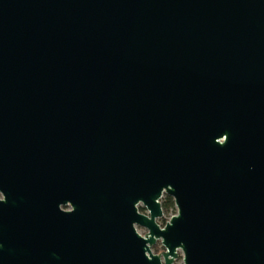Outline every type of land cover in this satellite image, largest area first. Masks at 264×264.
Here are the masks:
<instances>
[{
	"label": "water",
	"instance_id": "water-1",
	"mask_svg": "<svg viewBox=\"0 0 264 264\" xmlns=\"http://www.w3.org/2000/svg\"><path fill=\"white\" fill-rule=\"evenodd\" d=\"M0 167V264H264V0H0Z\"/></svg>",
	"mask_w": 264,
	"mask_h": 264
},
{
	"label": "flooded vegetation",
	"instance_id": "flooded-vegetation-1",
	"mask_svg": "<svg viewBox=\"0 0 264 264\" xmlns=\"http://www.w3.org/2000/svg\"><path fill=\"white\" fill-rule=\"evenodd\" d=\"M14 172L0 167V201L10 204L12 210L18 213L23 208L27 209L31 205L34 192L28 179L30 171L26 170L25 182L22 178L18 179ZM42 193L44 195L46 191L43 189ZM15 216H18V214Z\"/></svg>",
	"mask_w": 264,
	"mask_h": 264
},
{
	"label": "rangeland",
	"instance_id": "rangeland-1",
	"mask_svg": "<svg viewBox=\"0 0 264 264\" xmlns=\"http://www.w3.org/2000/svg\"><path fill=\"white\" fill-rule=\"evenodd\" d=\"M166 196V195H165ZM164 200V197L162 198V200L161 201H163ZM141 212H145V213H147V210L146 209H144V211H141ZM164 212V211H163ZM178 214V212H177V208L176 209H171L170 211H168V212H165L164 213V216L162 217V218H160V219H158V223H160L161 224V226H165L166 224H167V222L169 221V220H171V218L172 217H174L175 215H177ZM138 228V232L141 234V235H145V233L148 231V229L147 228H143V227H137ZM163 250H165V247L164 246H162V242H161V240H159L158 242H157V244L153 247V252L155 253V254H157V253H160V252H162ZM181 254H182V251H181ZM175 264H185V262H184V256H182V255H180V258L175 262Z\"/></svg>",
	"mask_w": 264,
	"mask_h": 264
},
{
	"label": "trees",
	"instance_id": "trees-1",
	"mask_svg": "<svg viewBox=\"0 0 264 264\" xmlns=\"http://www.w3.org/2000/svg\"><path fill=\"white\" fill-rule=\"evenodd\" d=\"M176 209V204H175V200L173 199L172 196L166 194V196H164V200H163V210L164 212H168L171 209ZM145 207H140L141 211H144Z\"/></svg>",
	"mask_w": 264,
	"mask_h": 264
}]
</instances>
